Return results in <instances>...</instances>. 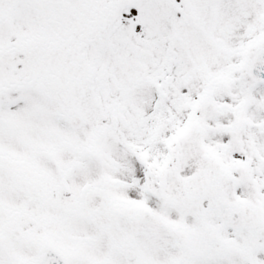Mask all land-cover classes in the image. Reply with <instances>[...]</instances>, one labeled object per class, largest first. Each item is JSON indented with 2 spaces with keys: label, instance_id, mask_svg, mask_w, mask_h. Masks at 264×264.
Returning a JSON list of instances; mask_svg holds the SVG:
<instances>
[{
  "label": "snow or ice",
  "instance_id": "1",
  "mask_svg": "<svg viewBox=\"0 0 264 264\" xmlns=\"http://www.w3.org/2000/svg\"><path fill=\"white\" fill-rule=\"evenodd\" d=\"M0 264H264V0H0Z\"/></svg>",
  "mask_w": 264,
  "mask_h": 264
}]
</instances>
